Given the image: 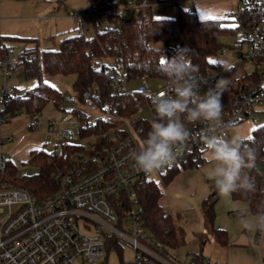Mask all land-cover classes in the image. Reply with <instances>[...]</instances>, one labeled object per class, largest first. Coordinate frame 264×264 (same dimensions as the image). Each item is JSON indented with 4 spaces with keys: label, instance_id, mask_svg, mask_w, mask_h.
Segmentation results:
<instances>
[{
    "label": "built area",
    "instance_id": "2783aa9c",
    "mask_svg": "<svg viewBox=\"0 0 264 264\" xmlns=\"http://www.w3.org/2000/svg\"><path fill=\"white\" fill-rule=\"evenodd\" d=\"M186 1L189 0H89L80 12L70 11L69 15L78 19L79 31L85 38L92 39L98 32L118 27L117 18L129 11L134 15L158 4L174 6ZM232 1L238 12L227 11L224 18L233 20L238 27L236 34L240 36L231 44L221 46L210 71L198 73L204 81L201 94L205 87L213 86L220 79L236 78L227 75L225 69L243 60L250 62L252 72L260 75L259 82L241 91V103L233 107L227 118L221 119L222 125L216 132L228 137L231 127L244 120L256 121L264 114V0ZM158 45L156 42L150 46ZM164 50L170 51L167 47ZM33 57L34 53L24 52L23 48L17 51L16 46H6L0 63L4 80L0 86V125L12 119L6 100L15 94V88L9 81L21 68V60ZM135 80L139 81L136 89H129L133 80L118 66L109 81V91L116 96L140 95L134 100L136 111L146 109L148 116H152L155 113L153 97L158 92L169 91L171 82L155 80L152 84L153 80L147 77ZM64 101L71 103L69 114ZM36 102L34 99L33 103ZM58 108L63 111L60 119L47 123L41 121L37 110L14 114L30 118L29 127L33 129L46 123L47 132H54L57 122L63 124L58 131L62 141L51 149L62 165L54 172L57 189L43 198L0 180V264H180L144 226V207L136 194L137 188L139 183L156 181V178L155 172L137 170L129 157L142 143L141 124L136 125L135 120L121 114L112 100L97 106L81 102L75 92L66 95ZM79 109L86 115L83 121L76 115ZM72 126L77 127V132L72 131ZM93 128L98 131H92ZM187 128L188 140L176 148L173 162L156 171L159 177L163 178L173 166L180 165L186 154L202 163L205 161L203 138L211 134L209 125L196 122ZM82 130L90 132L81 135ZM12 141L11 134L0 132V170L6 167L8 159L1 146ZM24 175L19 172L17 176ZM118 247L120 259L109 262L110 250ZM127 248L130 255L125 258ZM193 259L189 264H195Z\"/></svg>",
    "mask_w": 264,
    "mask_h": 264
},
{
    "label": "trees",
    "instance_id": "16d2710c",
    "mask_svg": "<svg viewBox=\"0 0 264 264\" xmlns=\"http://www.w3.org/2000/svg\"><path fill=\"white\" fill-rule=\"evenodd\" d=\"M173 7L174 13L170 16H156L152 11L153 7H148L134 14L129 20L119 17L118 27L114 30L98 32L92 39L85 38L78 29L62 36L56 49L41 50L38 45L34 47L23 45L24 52L34 53L32 59L21 60L23 76L26 80H33L34 86L24 93L11 94L6 100L8 109L14 112L20 109L33 112L40 111L48 101L59 103L65 95L45 82L43 74L53 76L74 74L72 88L81 102L104 106L112 100L120 108L121 114L131 117L136 112L134 100L140 98V95L116 96L108 88L109 81L118 70V66L123 67L129 80L147 77L151 80L171 82L162 66L166 62L165 56H173L177 46L192 49L190 56L193 64L198 68V73L210 71L223 45L218 38L219 35L236 34L238 27L230 18L200 17L194 9L184 8L180 4ZM18 41L24 43L30 40L0 36V63L6 52L7 42ZM156 42H159L158 47L150 46ZM166 47L170 51L164 50ZM259 81L260 75L256 71L229 80L227 89L222 95L221 119L227 118L233 107L241 103V91ZM34 99L37 101L35 104ZM76 115L81 121L86 118L85 113L80 109ZM154 115L155 113L152 116L135 119L136 125L141 124L142 141L150 130V121ZM185 123L186 127L193 124L187 121ZM92 131L97 132L98 129L93 128ZM83 132L85 131L82 130L81 135L84 134ZM89 132L90 130L85 134ZM246 138L249 146L256 151L254 167L245 170L255 183V191L251 193L237 191L232 193L231 197L247 201L259 214L264 211V124L253 127ZM28 163L33 164L37 170L30 175L18 177L19 170L8 158L6 167L0 170V180L25 188L38 198L46 197L57 189L58 182L54 172L62 164L52 155L51 150L44 147L32 149ZM201 163L193 159L191 154H186L181 159L180 165L173 166L162 180L167 183L178 172L197 167ZM136 194L144 207L145 228L152 237L160 240L167 250L174 247L177 243L175 220L173 215L160 205L162 196L160 185L154 180H147L139 183ZM212 202L206 199L203 202L205 212L209 216H212ZM193 260L195 264H201L203 261L199 256Z\"/></svg>",
    "mask_w": 264,
    "mask_h": 264
},
{
    "label": "crops",
    "instance_id": "0c3cea01",
    "mask_svg": "<svg viewBox=\"0 0 264 264\" xmlns=\"http://www.w3.org/2000/svg\"><path fill=\"white\" fill-rule=\"evenodd\" d=\"M198 1L201 0H189L180 5L194 9L201 14L200 17H210L218 11L210 6H195ZM88 2L89 0H0V36L30 40L24 43L7 42V45L9 43L17 49L23 48V45H38L42 50L52 40L54 42L55 36H64L79 29L78 19L69 15V12H80ZM157 6L166 7L159 11V16H170V9L174 13L173 6L158 4L153 7ZM19 74L23 75L22 66L14 72L13 80L9 81L17 94H20L17 92L18 87L25 89L30 84V81L18 84ZM25 118L27 117L18 116L1 124L0 132L13 134L23 127L28 128L29 121ZM251 123V120L242 122L234 126V130L244 137L249 136L253 127L247 124ZM42 136L48 139L50 134L46 131ZM212 167L213 164L205 160L197 167L178 172L169 182L163 181L160 185V205L173 215L177 230V243L168 248L169 253L180 264H189L196 256L207 264H264V232L245 228L240 210L247 214L248 219H254L258 213L243 199L222 196L215 188L214 181L208 177ZM205 199L213 201L212 216L205 212Z\"/></svg>",
    "mask_w": 264,
    "mask_h": 264
},
{
    "label": "clouds",
    "instance_id": "9594fccd",
    "mask_svg": "<svg viewBox=\"0 0 264 264\" xmlns=\"http://www.w3.org/2000/svg\"><path fill=\"white\" fill-rule=\"evenodd\" d=\"M191 53L192 49L177 46L173 56H165L162 68L171 81L169 91L158 92L153 97L155 115L150 121V130L129 157L137 170L154 173L173 162L176 148L188 140L190 131L185 121L193 124L206 122L211 134L203 138L204 159L213 164L208 177L214 181L217 191L222 196H231L237 191L254 192L255 183L245 170L255 165V149L240 134L228 137L216 132L222 125V95L229 81L220 79L201 94L200 87L204 81L198 76ZM240 212L245 228L264 232V211L254 219H248L243 210Z\"/></svg>",
    "mask_w": 264,
    "mask_h": 264
},
{
    "label": "rangeland",
    "instance_id": "374dc122",
    "mask_svg": "<svg viewBox=\"0 0 264 264\" xmlns=\"http://www.w3.org/2000/svg\"><path fill=\"white\" fill-rule=\"evenodd\" d=\"M201 6V7H212V8H217L216 10H218L216 13H214L213 15H211L210 17H224L225 13L227 11L233 12V13H237L238 11L236 9H234V1L232 0H201L196 2L195 6ZM166 7L165 6H161V7H153L152 11L156 14V15H160L159 11L161 10H165ZM173 10L170 9L169 11V15H172ZM165 13V11L163 12ZM198 16L201 14L197 13ZM63 36V34H59L57 36H55L54 42L51 41V43H48V46H44L43 49H56L58 47V44L60 42L61 37ZM240 34H221L219 35V40L223 43V44H231L233 42L234 39H236L237 37H239ZM9 45V43H8ZM19 49H17L18 51ZM107 61H109V59H107ZM253 70V66L250 62H248L247 60H243L240 63H236L234 64V66L231 68L230 71H226L227 75H230L232 78L234 77H239L240 75H242L244 72L246 73H250ZM46 78V82H48L49 84H51L52 86L56 87L62 94L66 95H73L74 91L72 88V84L74 81V74H66V75H50V74H45L44 75ZM3 76L0 72V86L3 84ZM28 81H30V84H28V86H25L26 88H17V92L21 93V92H26L28 90H31L34 86V81L33 80H26L25 77L22 74L18 75V79H17V83L18 84H26L28 83ZM31 82H33L31 84ZM138 80H133L129 83V89H136L137 85H138ZM152 84H155V80L152 81ZM64 96V97H65ZM61 102V101H60ZM59 102V103H60ZM54 104V102L48 101L44 107L40 110V119L41 121H45L46 123L49 120H56L58 121L60 119V117L63 114V111L60 110L58 108V104ZM65 109L67 110V113L69 114L68 110H70L71 108V103L68 101H64L63 102ZM8 113L9 116H12L15 118L16 115L14 111H10L8 109ZM24 111L23 113H30V111H28L27 109H20L17 112H21ZM149 115V111H147L146 109L143 111H136L131 117L130 120H135L137 118H145L148 117ZM11 119V120H12ZM10 120V121H11ZM25 120L30 121V118H25ZM8 121V122H10ZM248 120H246L247 122ZM245 122V121H244ZM7 123V122H6ZM45 124L37 127V128H31V127H26L24 129L21 128L18 130L17 133H13L11 134V136L13 137V141L11 143H4L1 147L2 150L5 151L6 155L8 158H10L13 163L16 165L17 169L19 170V172L21 174H25V175H30L32 173H34L37 168L31 164L28 163V158L30 155V151L32 149H40L42 147H44V149L47 150H51L55 144H58L62 141V139L59 137L58 135V131L61 130L63 128V124L61 123H56L54 125V132H49L50 136L47 139V143L44 144V140H45V136L41 137V134H43L44 132H46L48 130V126ZM264 124V114H260L259 118L256 121H252V123L249 125L247 124L249 127H257L259 125ZM72 131L77 132V127L76 126H72ZM106 127L103 126V130H105ZM94 133V132H93ZM250 133V132H249ZM236 134H240V133H236L234 130V127H231L229 129V137L236 135ZM5 135V134H4ZM241 135V134H240ZM247 137V136H246ZM156 181L159 185L163 184V180L161 177H159V175L155 172L154 173ZM118 248H115V250H110L109 253V262H114L117 259H120V255L118 254ZM125 253V258L129 257L130 255V250L125 249L124 250Z\"/></svg>",
    "mask_w": 264,
    "mask_h": 264
},
{
    "label": "water",
    "instance_id": "95a60500",
    "mask_svg": "<svg viewBox=\"0 0 264 264\" xmlns=\"http://www.w3.org/2000/svg\"><path fill=\"white\" fill-rule=\"evenodd\" d=\"M132 16H133V12L132 11H129L128 13H126V14H124L122 16V19L123 20H129V19H131Z\"/></svg>",
    "mask_w": 264,
    "mask_h": 264
},
{
    "label": "bare ground",
    "instance_id": "6f19581e",
    "mask_svg": "<svg viewBox=\"0 0 264 264\" xmlns=\"http://www.w3.org/2000/svg\"><path fill=\"white\" fill-rule=\"evenodd\" d=\"M196 165V164H195Z\"/></svg>",
    "mask_w": 264,
    "mask_h": 264
}]
</instances>
